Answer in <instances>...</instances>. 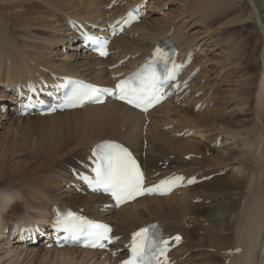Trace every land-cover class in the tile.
<instances>
[{
	"label": "bare ground",
	"instance_id": "bare-ground-1",
	"mask_svg": "<svg viewBox=\"0 0 264 264\" xmlns=\"http://www.w3.org/2000/svg\"><path fill=\"white\" fill-rule=\"evenodd\" d=\"M109 1L0 0V6L1 8L3 6L5 14L3 17L0 10L1 85L6 87L10 83L46 77L47 72L81 77L98 84H109L111 71L102 67L104 62L112 63L129 55V60L124 66L139 63L148 55L152 46L165 37L173 40L179 49V55L191 50L187 37L181 34L171 18L152 20L147 16L113 39L111 47L114 54L107 60L83 53L77 43L69 44L73 41L74 35L68 31L65 24L68 18L97 24L110 16L123 13L127 7L140 0H119L124 4L113 6L109 10L104 9ZM208 2L212 6L226 4V7L231 9L237 7L242 0ZM251 2L253 1L249 0V3ZM232 18L235 19L236 16ZM237 18L239 21L247 20L249 15L244 17L240 14ZM45 30L48 35L41 33ZM262 31L264 33L263 29ZM67 43L68 47L76 52L62 58H53L54 55L45 51L60 44L67 46ZM71 44L73 45L69 46ZM77 50L82 52V57L78 55ZM53 52L54 50L50 53ZM238 52L236 54L234 50V55H238ZM262 65L259 93L264 90V50ZM244 80L245 82L240 83L238 93L247 92L255 85L252 77L247 76ZM192 88L205 91L203 89L205 87L199 84H192ZM4 93L1 104L6 108L7 102H10L11 107L7 109L12 111L14 107L12 95ZM191 95L185 98L184 102L191 98L194 106L201 100L206 105L204 111L199 109L198 112L191 113L187 107L176 106L174 102L166 101L147 114L149 118L147 123L142 113L117 101L87 105L45 116L14 117V113L9 111L1 119L9 116V119L14 117L12 120L17 123L25 121L28 130L40 136L41 146L32 157V154L24 152L26 159L15 164L11 177L4 178L0 175V238L4 235L2 230L6 226L7 210L14 211L17 220H22L23 223L44 222L48 219L53 204H57L61 210L66 207L59 196L63 195L62 191H69L77 206L84 207L95 219L111 221L114 233L123 237L127 235L128 230L149 221L160 222L165 234L181 232L184 241L172 254L176 258L183 254L185 257L176 264H220L219 262H224L227 258L229 263L233 260L236 264H257L258 252L264 238V139L258 138L259 133L256 134L259 132L258 129L252 130V127L235 131L236 127L233 129L226 124L229 120L218 125V117L222 114L219 107L223 103L219 102L205 113L211 98L207 99L205 95L192 98ZM174 122L177 124L174 125ZM184 127L195 132L203 131L201 134L208 133V144L210 142L214 144L220 137L219 146L213 147L211 155H205L202 147H206V143L190 141L184 136L177 135ZM103 139L121 141L139 153L148 178L156 171L161 174L176 171L187 175L196 174L197 177L208 174L214 176L169 196L143 197L118 209L100 212L94 207L105 201L103 197L93 194L78 195L70 189L61 187L65 186L69 177L67 166H74L77 158L82 159L90 147ZM17 150L16 147H11L10 153ZM189 153L193 154L185 160L184 156ZM170 154H174L173 159H169ZM196 154L201 156L197 158L194 156ZM9 155L6 157L9 158ZM254 160L255 165L252 163ZM158 161H161L162 165L166 163L164 169L157 165ZM256 165L259 167L258 170H261L258 184H254L253 179V174L257 170ZM223 170L222 175H217ZM245 197H251L252 201L248 202L247 208L245 207L247 211L246 217L244 214L245 219H242L244 221L242 234L240 232L236 234L232 230L237 218V206ZM198 198L203 202L209 199V203H191ZM17 200L20 202L17 203ZM21 202L25 207L24 211L19 205ZM186 217L198 225L186 227L185 224L189 222L184 220ZM198 230H202L201 233ZM235 247H241L240 252L225 253L227 249ZM195 249L197 252H194ZM56 252L63 264L75 260L81 262L86 255L89 256L87 261L96 256L95 251L74 247L56 249ZM200 252L203 255H199ZM106 259L101 258L96 264H105ZM92 264H95V260Z\"/></svg>",
	"mask_w": 264,
	"mask_h": 264
},
{
	"label": "rangeland",
	"instance_id": "rangeland-1",
	"mask_svg": "<svg viewBox=\"0 0 264 264\" xmlns=\"http://www.w3.org/2000/svg\"><path fill=\"white\" fill-rule=\"evenodd\" d=\"M158 1L159 0L149 1V13L145 16L152 20L157 18H171L176 23V27L180 29L181 34H184L187 37V40L190 44V49L192 45H194L195 47L198 44L200 45L201 50L198 53L194 54V61L200 66V71L197 77L200 78L206 74V77L204 76V79L201 80V84L207 81L206 84L203 85L205 87L203 89L207 91L213 86V88L216 89L215 97L211 96L213 95V88L208 91L207 95L211 96L210 101L212 100V97L217 100L214 106V102H210V107L208 109L206 108L207 110L205 111V113H208V110L212 109L211 106H213L214 108L216 104L222 102V106H218L220 108L219 111H222V114L218 117V125H221V123H224V121L229 120L226 124H228V126L233 129L234 127H236L234 129L235 131L242 130L245 127L251 129L252 127V130L258 129L257 131L259 132H256V134L259 133L257 134L258 138L262 137V139H264V97H261L264 96V90L262 91V93H259V82L262 78V59L264 50V33L262 31V29L264 30V0H252L253 2L251 3H249V0H242V2H240L237 7H233L234 9H228L226 7V4L220 5L221 7L223 6L222 8L220 6H212L211 4H209L208 0H161L160 2ZM251 6L254 8V10ZM162 7L164 9V12H158L162 9ZM0 10H2V14L4 17L5 14L3 12V6L2 8L0 6ZM240 14H243L244 17H247L249 15V18L247 20L245 19L239 21L237 17ZM257 14L259 17L257 16ZM148 15L150 16L148 17ZM235 16V19H231V17ZM41 33H44V35H48L46 30L44 32L41 31ZM23 40L24 39H22V41ZM70 43L72 42H69V44ZM73 44L69 46H72ZM62 47L68 48L69 51ZM238 49L240 50L239 52ZM53 50L54 52L50 53ZM234 50L235 53L237 54L238 52L240 56L239 54L234 55ZM45 51L46 53L48 52L47 54L54 55L53 58H62L72 52H76L75 50H72L68 47V43L67 46H62L60 44L59 46H52L51 48H48V51ZM77 51L78 55H81L82 57V52L79 50ZM12 60L14 61L15 57ZM203 60L205 62H203L204 64L202 63ZM203 67L204 70H201ZM247 76L254 78V87L248 89L247 92L244 91V93H238V90L240 92L239 86L242 84V82H245L244 79ZM192 84L195 85L199 83L196 82L195 79L193 80ZM0 86L3 89L1 82ZM2 89L0 90V107H2V94L4 93V89L3 91ZM246 93H248L250 96ZM201 95H205V93ZM225 99H227V101ZM7 106H10V104H7ZM8 109L5 113H0V175H3L4 178L11 177L10 175L12 169H15V164L17 165V163H20L26 159V157L23 155L24 152L32 154V157L34 156L35 152H38V149H40L39 147L41 146L40 136L37 133L34 134L33 131L30 132L27 127L28 124H26L25 121H23L22 123H17L16 121H13L12 119L14 117H17L13 114L12 115L14 117L12 119H9V116L1 119L2 117H5L6 114L9 113V111L12 112L11 110L8 111ZM201 110L204 111L205 109L203 108ZM188 111H190L191 113H196L199 110L194 112L191 102V108L188 109ZM173 124L175 125L177 124V122H174ZM187 129L191 130L193 136H198L193 138H187L190 141L200 142V137L204 135L201 133L204 132H195L191 128ZM258 138H256V140H258ZM201 141L204 142L203 140ZM11 147H16L18 150L16 152L10 153ZM7 154H10L9 158L6 157ZM172 155L173 154H170L169 156ZM259 157H261V154ZM252 163H254L255 165V160ZM257 167L258 165H256L257 170H255L258 174L255 173L256 171L253 174V179L255 180L254 184H258V182L260 183V181L258 180L260 177L259 173L261 170H258L259 167ZM65 192L62 191L63 195L59 196L60 200L63 203L67 202L64 204H75V200H72V197L69 195L71 193L69 191ZM244 196H246V194H244ZM248 196L250 195L248 194ZM251 197H245V199H242L240 201L239 206H237V218L235 221V227L232 230L233 233L239 234L240 232V234H242L244 225L243 220L246 217L245 213L247 211L246 208L249 206L248 202L251 203L252 201ZM18 202L20 201L17 200V203ZM21 204L22 202L19 203L20 206ZM241 206L244 209L240 208ZM6 217L14 218V211L7 210ZM201 231L202 230H198L199 233H201ZM56 253V249H48L44 248L43 246L23 247L11 243L10 239L7 240L6 238H0V264H63L61 263V259L59 260ZM199 255H203V253L200 252ZM88 257L89 256L87 255L84 256V260H82L81 262H79V260H75L72 263L71 261H67L66 264H92L93 259H95V257L92 258V260L89 259L90 263L89 261H87ZM80 258L81 256L78 257V259ZM97 262L98 261L95 260V264ZM219 263L222 264L221 262ZM223 264L227 263L225 262ZM229 264H236V261L232 260Z\"/></svg>",
	"mask_w": 264,
	"mask_h": 264
},
{
	"label": "snow or ice",
	"instance_id": "snow-or-ice-1",
	"mask_svg": "<svg viewBox=\"0 0 264 264\" xmlns=\"http://www.w3.org/2000/svg\"><path fill=\"white\" fill-rule=\"evenodd\" d=\"M135 18L130 13L129 20H125L124 23L127 24L131 19ZM86 38L97 45L95 50L101 56L108 55V41L106 38L90 35L86 36ZM160 64H171L172 67L167 68L165 73L161 74L158 70ZM179 67L181 66L176 65L171 59L170 53L157 47L153 52L152 59L129 78L120 80L116 84L115 89L99 88L92 85H77L71 89V94L67 96L64 104L58 106L78 107L87 101L100 102L103 96L107 94L114 95L117 99L147 111L148 108L159 103L164 98L161 83L162 81L174 80ZM31 90L34 92L35 88ZM37 102L42 103V101ZM50 110H55V108ZM93 171L95 180H90V183L94 184L93 190H102L105 193H110L117 204L123 203L127 199H134L136 196L144 195L145 193L161 190L170 191L172 187L184 179L182 176H174L162 180L159 185L145 188L143 187V172L131 156V153L122 146L111 143L99 147V157ZM85 178L88 179L87 177ZM188 182L193 183L194 179ZM56 226L64 227L74 234L89 231L93 238L92 247H105L104 241L111 243L118 239V237L110 235L112 230L107 225L94 224L87 221L84 217L77 216L71 212L67 213V215L58 214ZM155 229L156 226L152 225L133 233L131 242L132 255L129 259L123 261L122 264H170L167 256V252L170 250L169 240L164 239L162 233ZM171 239H174L176 243L181 241L179 235Z\"/></svg>",
	"mask_w": 264,
	"mask_h": 264
}]
</instances>
